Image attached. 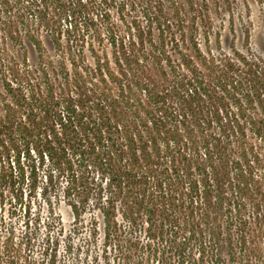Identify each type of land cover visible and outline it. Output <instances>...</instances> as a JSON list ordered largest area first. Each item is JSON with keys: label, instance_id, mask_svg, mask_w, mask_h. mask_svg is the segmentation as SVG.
Wrapping results in <instances>:
<instances>
[{"label": "trees", "instance_id": "1", "mask_svg": "<svg viewBox=\"0 0 264 264\" xmlns=\"http://www.w3.org/2000/svg\"><path fill=\"white\" fill-rule=\"evenodd\" d=\"M204 2L0 0L7 213L28 226L60 192L98 211L117 264H264V54L211 50ZM22 39L34 63L9 53Z\"/></svg>", "mask_w": 264, "mask_h": 264}, {"label": "rangeland", "instance_id": "2", "mask_svg": "<svg viewBox=\"0 0 264 264\" xmlns=\"http://www.w3.org/2000/svg\"><path fill=\"white\" fill-rule=\"evenodd\" d=\"M204 3L205 7L202 5L201 10L208 16L206 24L211 50L226 53L231 47L240 51L249 48L254 53L264 54V0H205ZM112 15L117 18L116 12ZM197 23L206 29L199 19ZM216 33L220 35L218 45L215 43ZM41 41L43 50L50 53L52 45L48 37H42ZM205 41L199 38L202 49L205 48ZM8 51L16 60L25 56L29 63L36 61V51L27 39H22L20 44H9ZM8 188L0 186L5 196L10 194ZM58 193L51 202L40 199L30 204L28 226L25 223L27 219L18 212L16 215L6 212L9 203H0V239L11 233L12 242L18 244L20 254L29 260V264H107L106 256L109 264H117L112 261L113 245L102 243V221L98 211L93 210L94 215H91L90 208L85 209L79 219L74 218ZM120 223L126 227L124 222ZM139 237L143 238L142 233ZM15 264L24 262L17 259Z\"/></svg>", "mask_w": 264, "mask_h": 264}]
</instances>
